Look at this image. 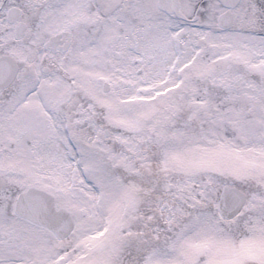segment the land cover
<instances>
[{
  "label": "snow or ice",
  "instance_id": "snow-or-ice-1",
  "mask_svg": "<svg viewBox=\"0 0 264 264\" xmlns=\"http://www.w3.org/2000/svg\"><path fill=\"white\" fill-rule=\"evenodd\" d=\"M0 264H264V0H0Z\"/></svg>",
  "mask_w": 264,
  "mask_h": 264
}]
</instances>
